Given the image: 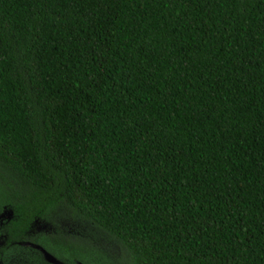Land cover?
<instances>
[{
	"label": "trees",
	"instance_id": "16d2710c",
	"mask_svg": "<svg viewBox=\"0 0 264 264\" xmlns=\"http://www.w3.org/2000/svg\"><path fill=\"white\" fill-rule=\"evenodd\" d=\"M6 213L0 264H264V0H0Z\"/></svg>",
	"mask_w": 264,
	"mask_h": 264
},
{
	"label": "rangeland",
	"instance_id": "374dc122",
	"mask_svg": "<svg viewBox=\"0 0 264 264\" xmlns=\"http://www.w3.org/2000/svg\"><path fill=\"white\" fill-rule=\"evenodd\" d=\"M9 217V214L8 213H6L5 215H2L0 218L2 219V221L3 220H5L6 218H8ZM66 218L67 219H69L70 221H65V224H64V226L66 225V224H74L73 223V219L71 218V215L70 216H66ZM75 219V218H74ZM76 220V219H75ZM72 221V222H71ZM3 223V222H2ZM41 230H46V226L45 225H43L42 224V228H41ZM85 231H88L87 230V227L84 229ZM101 238L103 239V241L102 242H104V244L105 243H111V239L109 238V237H107V236H101ZM106 245V244H105ZM111 247L112 248H116L114 245H112L111 244ZM117 249V248H116ZM9 264H32V263H30V261H29V258H28V256L26 257L25 255H23V254H15L11 259H10V261H9Z\"/></svg>",
	"mask_w": 264,
	"mask_h": 264
},
{
	"label": "water",
	"instance_id": "95a60500",
	"mask_svg": "<svg viewBox=\"0 0 264 264\" xmlns=\"http://www.w3.org/2000/svg\"><path fill=\"white\" fill-rule=\"evenodd\" d=\"M25 246L32 247L31 244H25ZM34 248H36L37 250L42 252V254L44 255V258L47 260L48 263H50V264H63L60 261H58L56 258H54V256H52L50 253H48L43 248H41L40 246H34ZM79 264H81V263H79Z\"/></svg>",
	"mask_w": 264,
	"mask_h": 264
}]
</instances>
